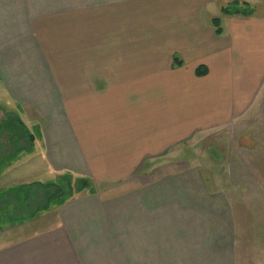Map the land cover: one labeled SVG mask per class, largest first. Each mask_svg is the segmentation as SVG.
Returning a JSON list of instances; mask_svg holds the SVG:
<instances>
[{"label":"crops","instance_id":"obj_1","mask_svg":"<svg viewBox=\"0 0 264 264\" xmlns=\"http://www.w3.org/2000/svg\"><path fill=\"white\" fill-rule=\"evenodd\" d=\"M225 1L256 12L217 35L219 0H0V99L41 129L20 157L94 188L0 264H236L230 196L179 156L263 98L264 0Z\"/></svg>","mask_w":264,"mask_h":264},{"label":"rangeland","instance_id":"obj_2","mask_svg":"<svg viewBox=\"0 0 264 264\" xmlns=\"http://www.w3.org/2000/svg\"><path fill=\"white\" fill-rule=\"evenodd\" d=\"M225 2L219 0L215 5L220 10L224 6L233 5ZM259 9V13L264 12L263 6ZM220 10L217 12L212 8L205 13V16L222 20L221 16H225ZM210 22L212 25V20ZM262 96L263 98L243 122L194 137L184 144V153H179V156L185 160H194L197 165L195 171L198 170L202 177L208 178L212 191L224 192L230 196L236 264H264V92ZM2 99H0V112L3 114L2 116L0 113L2 128L11 132L13 138L16 136L20 138L21 134L23 137L30 133L40 135V125L32 127L26 124V127H23L19 118L25 119L29 124L32 121L22 116L20 109L15 105ZM27 145L28 141L24 139L21 147ZM14 147V150H21L19 142L14 141ZM20 153L21 151H18L17 154L6 155L5 161L11 164L6 163L5 168H0V171L3 170V174L0 175V194L18 185L47 182L57 177L51 176L47 169L41 166V158L37 153L22 157ZM149 169L143 170L141 176H146L155 168ZM87 195L89 194L76 196L68 202ZM2 207L4 205L0 206V246L26 237L34 227L31 225L28 228L27 225L32 224L35 219L22 221L21 218L10 221L12 207L8 206V213L2 211ZM21 214L17 212V216L22 217Z\"/></svg>","mask_w":264,"mask_h":264},{"label":"trees","instance_id":"obj_3","mask_svg":"<svg viewBox=\"0 0 264 264\" xmlns=\"http://www.w3.org/2000/svg\"><path fill=\"white\" fill-rule=\"evenodd\" d=\"M221 11L224 16L236 15L249 17L256 12V9L246 2H233L232 6L223 7ZM212 24L216 29L217 35H221L223 33L222 20L220 18H214L212 19ZM175 61H177V65H181L182 63L177 59ZM205 74V68H198V76ZM35 136V134L30 133L24 137L28 141V147L24 148L29 153L33 149ZM93 191V183L89 178L75 177L71 173H67L59 175L47 182H34L9 188L0 197V206L4 205L2 211L6 213L12 207L13 211H11L10 221L21 218L22 221H29L42 213L64 206L68 201L76 198V196L89 194ZM17 212L22 213L21 216H23H17Z\"/></svg>","mask_w":264,"mask_h":264},{"label":"flooded vegetation","instance_id":"obj_4","mask_svg":"<svg viewBox=\"0 0 264 264\" xmlns=\"http://www.w3.org/2000/svg\"><path fill=\"white\" fill-rule=\"evenodd\" d=\"M2 114V112H0ZM3 116V114H2ZM2 121V119H1ZM4 121V119H3ZM12 133L9 132L8 130L2 128V123L0 122V168L2 169L3 167L5 168L6 163L8 164V162L5 161V158H7L6 155H12L13 154H17L18 151H22V150H14V141L15 142H19L20 143V149H22L21 147V143L24 141V137L23 134H21V136H19L20 138H18L17 136L15 138L12 137L11 135ZM18 138V140H17ZM28 147V146H26ZM15 151V152H13ZM22 154V153H21ZM20 154V155H21ZM3 174V170L0 171V175ZM2 194V193H1ZM0 194V197H1Z\"/></svg>","mask_w":264,"mask_h":264}]
</instances>
